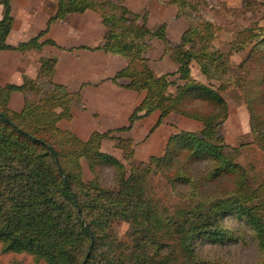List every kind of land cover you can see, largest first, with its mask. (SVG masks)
<instances>
[{"label": "trees", "instance_id": "1", "mask_svg": "<svg viewBox=\"0 0 264 264\" xmlns=\"http://www.w3.org/2000/svg\"><path fill=\"white\" fill-rule=\"evenodd\" d=\"M10 1L0 0V52L42 47L46 43L38 41L51 23L91 11L105 34L100 46L83 49L124 58L125 67L110 80L143 92L144 99L126 126L82 140L58 126L72 104L81 105V94L53 81L56 59L43 60L32 80L0 84V253L26 255L34 264H237L229 250L252 242L256 258L248 264H264V183L253 181L237 161L240 147L225 143L221 133L228 118L221 92L233 89L248 113L252 144L264 155V26L231 31L229 51L222 53L212 45L218 27L202 19L206 0H159L186 21L178 44L168 39L164 23L148 29L147 11L134 13L125 0H56L46 29L10 46L4 37ZM240 10L260 12L264 5L244 0ZM153 41L163 44L162 57L177 66L174 73L156 75L150 68L145 55ZM244 50L232 66L230 56ZM192 63L208 85L191 76ZM123 79L128 83L120 85ZM15 92L23 98L18 112L9 106ZM154 112L151 132L170 114L201 129L170 135L161 156L138 161L134 143L121 134ZM104 141L113 142L123 162L102 152ZM118 222L128 224L126 240L119 238Z\"/></svg>", "mask_w": 264, "mask_h": 264}, {"label": "crops", "instance_id": "2", "mask_svg": "<svg viewBox=\"0 0 264 264\" xmlns=\"http://www.w3.org/2000/svg\"><path fill=\"white\" fill-rule=\"evenodd\" d=\"M56 8V0H11L10 21L4 31L5 43L10 46H17L19 43L29 41L30 39L25 40L29 35L36 37L46 29L47 22L55 14ZM168 10L173 11L176 15L175 7L171 6ZM2 12V6H0V19ZM72 15L75 16L70 17ZM72 15H69L65 20H58L49 25L48 32L38 41L39 43H46L42 47L28 48L23 53L8 50L1 51L0 84L3 86L6 84L20 85L24 79H34L39 65L43 61L38 58L37 50L51 48L52 50L48 52L46 59L54 58L57 61L52 75L53 81L63 85L70 92L80 91L81 94V105L72 104L70 119L60 121L58 126L62 130H70L82 140H87L95 131L103 133L126 126L128 123L124 125L117 122H126L129 119L134 109L144 99V93L125 90L111 82L110 79L116 72L125 67L124 58V62H122L119 59L120 56L111 55L97 49L94 51L83 49V47L96 48L102 44L105 28L101 24L100 17L91 11ZM69 18L71 19L69 20ZM38 20H44L45 27L36 30V32L31 31L30 28ZM166 33H168L167 29ZM172 41L174 42V40ZM48 42H53L56 46ZM153 46V50L148 53H153L159 45L153 43ZM148 53L146 56L150 59V68L154 74L162 75L163 73L156 69L162 68L163 64L170 63L171 60L163 57L153 62V58ZM160 53L162 55L161 50ZM174 67L171 68V72H174ZM118 83L120 85L127 84L128 80L123 79ZM20 96L22 102L19 101L18 97L12 100V95L10 99V102L12 101L16 107L15 109L10 108L17 112L23 106V98L21 94ZM170 115L164 118L160 126L151 132V128L159 116L158 112H154L137 121L131 131L122 133L121 136L130 138L135 144L136 136L137 138L142 136L141 138L144 140L142 144L148 146L146 149L142 147L144 149L143 153L150 158L155 155L151 154L154 153V149L161 145L160 140L164 141L162 142L164 149L170 135L178 132L177 128L168 127L169 124H173L167 121ZM144 119L152 121L150 122L152 125L150 129V126H148V130L146 129L145 132H140L139 128ZM188 121L191 122L189 126L192 129L187 131L194 132L201 129L199 123ZM162 130L165 132H162ZM147 131L148 134H145ZM154 133L158 137L153 138ZM135 149H137V145ZM137 157L138 151L135 152V158L139 160Z\"/></svg>", "mask_w": 264, "mask_h": 264}, {"label": "rangeland", "instance_id": "3", "mask_svg": "<svg viewBox=\"0 0 264 264\" xmlns=\"http://www.w3.org/2000/svg\"><path fill=\"white\" fill-rule=\"evenodd\" d=\"M244 0H206L207 6L201 7V14L202 19L205 21H209L218 27L217 35L215 40L213 41V48L218 50L222 53H226L229 51V42L234 38V34L237 30L244 29L245 27L249 26L252 23H258L260 26H264V10L259 11H241L240 8L242 6ZM252 2H259L264 5V0H250ZM125 5L134 13L137 14H144L145 10L148 13L146 26L148 29H155L160 24L164 23L166 25V29L168 31V39L172 41L173 44L179 43V36L185 30L187 24L186 21L182 18H176L174 12L168 10L170 7L163 6L159 0H125ZM1 6V5H0ZM174 7V6H172ZM176 9V8H175ZM257 10V9H255ZM235 11V12H233ZM72 15L70 17H74ZM71 18H69L70 20ZM42 20V19H41ZM38 20L36 24H34L30 29L33 32L36 30H40V28H44V20ZM231 31H235L234 34ZM34 34V33H33ZM34 35H29L27 39H31ZM24 41V40H22ZM158 44L157 50H154L153 53H148L153 58V62H156L159 59H162V55L160 50H163V44L159 41H153L152 45ZM154 47V46H153ZM51 48L47 49H38L36 54L38 58L41 60L46 59L48 56V52L51 51ZM147 54V53H146ZM246 55V51H242L237 54H232L230 56V63L232 66H236L238 63L243 60ZM146 56V55H145ZM160 56V57H159ZM147 57V56H146ZM119 59L124 62V59L119 57ZM149 59V58H148ZM150 60V59H149ZM170 60V59H169ZM172 62V61H171ZM163 64L162 68L156 69L164 74H171L176 71L177 66L173 63ZM150 65V63H149ZM175 67H174V66ZM174 67V72H171V68ZM161 69V70H160ZM191 76L201 82L202 84L208 85L209 82L205 79L203 75H201L198 67L195 63L190 65ZM177 78L176 75L171 76L170 80L175 81ZM178 85L183 84V82H176ZM215 89L217 88V84L213 83ZM169 94L175 93V88L170 87L168 90ZM221 96L224 98L228 105V118L222 126L221 133L224 138L225 143L228 145L237 148L240 147L241 154L237 158L238 163L245 166L249 170V174L255 183H264V155L261 151H259L253 144H252V135L249 129V116L246 111L243 99L241 94L233 89H229L226 91L221 92ZM19 98V101L22 102L21 96L19 93L12 94V100ZM10 107L15 109L16 107L13 105L12 101L10 102ZM68 118L67 120H69ZM180 119V120H178ZM168 127L177 128V131H187L191 130L192 127L189 126L191 122L188 120L177 116V115H170L168 118ZM177 121V122H175ZM124 122V121H123ZM122 121L117 122L118 124H127L128 120L123 123ZM150 120H143L139 130L140 132H145L146 129L149 127L151 128ZM177 126V127H176ZM185 129V130H184ZM148 130V129H147ZM162 132H165L162 130ZM177 132V133H178ZM148 134V131L145 133ZM157 134H153V138H156ZM142 136H136V144L137 149L135 152L138 151V161L145 160L142 162H147L149 159L148 155H145L144 149L148 146L142 144L144 140L141 138ZM165 137V136H164ZM140 138V139H139ZM106 142V143H105ZM161 145L154 149V156H161L163 154V140L159 141ZM104 146H101V150L104 153L111 154L120 162H123L121 151L114 148V144L111 141H104ZM102 143V145H103ZM142 145V146H141ZM144 147V149L142 148ZM135 148V147H134ZM136 159V158H135ZM137 160V159H136ZM81 165L83 169V180L84 182H89L92 176L87 169V165L84 160H81ZM128 224L127 223H117L115 225V229L118 232L119 238L126 240L125 233L127 231ZM230 256L233 262L237 264H248L251 263L256 258V247L252 242H249L248 245L237 246L233 249H230ZM227 256V255H226ZM14 262H19L21 264H34L31 260V257L26 255H17V254H1L0 253V264H13Z\"/></svg>", "mask_w": 264, "mask_h": 264}]
</instances>
